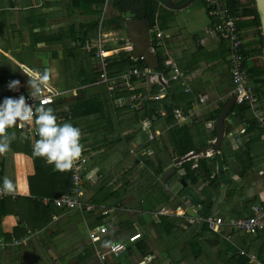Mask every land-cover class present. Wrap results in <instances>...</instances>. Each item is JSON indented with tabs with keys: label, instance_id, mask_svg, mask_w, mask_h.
<instances>
[{
	"label": "crops",
	"instance_id": "crops-1",
	"mask_svg": "<svg viewBox=\"0 0 264 264\" xmlns=\"http://www.w3.org/2000/svg\"><path fill=\"white\" fill-rule=\"evenodd\" d=\"M155 1V26H148L152 44L155 30L163 34L158 41L168 71L148 66L147 75L131 77L137 84L131 91L118 78L132 69L112 74L109 58L121 53L134 58L126 23L139 21L133 20L135 9L125 14L123 28H104L102 61L94 46L98 27L96 33L90 27L98 26L105 2L91 6L87 0H0V103L30 93L25 73L52 69L46 90L53 102L46 106L53 108L59 124L68 122L81 130L82 156L88 159L81 172V207L58 208L46 199H59L73 186L70 170L56 171L32 155L39 139L35 123L9 130L15 136L10 151L0 155V187L8 177L14 197L9 207L0 208L5 215L0 235L11 238L0 240V264H228L232 255L246 251L251 238L264 236L228 225L215 232L203 222L209 216L245 218L252 206L264 205V168L254 174V167L264 163L263 131L257 123H232L238 105L216 146L218 120L235 96L229 43L216 33V21L203 0H170L177 9ZM121 17L109 0L105 19ZM239 21L249 83L264 111L261 26L255 16ZM103 62L110 87L101 82ZM171 64L182 73L177 81ZM13 80L20 81L18 90H9ZM119 88H127L129 96ZM165 104L182 110L188 119L180 121L174 113L169 117ZM176 146L190 148V153L180 158ZM183 164L200 167L197 182L193 176L185 180ZM172 168L175 172L165 175ZM190 190L202 199L201 207L186 198ZM104 226L106 234L93 242L90 234H99ZM135 234L140 239L130 243ZM217 241L225 243L221 249ZM115 243L127 244V250L109 254ZM228 244L237 251L227 258ZM257 251L250 254L264 263V243ZM102 254H108L104 262Z\"/></svg>",
	"mask_w": 264,
	"mask_h": 264
},
{
	"label": "built area",
	"instance_id": "built-area-1",
	"mask_svg": "<svg viewBox=\"0 0 264 264\" xmlns=\"http://www.w3.org/2000/svg\"><path fill=\"white\" fill-rule=\"evenodd\" d=\"M203 2L207 5L209 9H211V14L214 17L216 24L215 30L218 36L229 43L230 47V75L234 85V93L236 97V105H247L250 108V112L253 114L254 119L257 125L263 131V140H264V111L260 107V99L257 95L254 87L249 83L248 73L245 67V55H244V39L237 24L238 19L233 15L231 9L226 5L225 0H203ZM109 5V0H106L104 4V8L102 11V15L100 17L98 23V31L97 37L94 41V46L98 51L96 57L104 61L106 58V50L104 48L106 35L104 33V20L107 7ZM155 35L157 40H161L163 38V34L157 29L155 30ZM88 50L92 49L90 44L86 45ZM152 51H155L152 47ZM141 61H145L144 58H140ZM106 64L103 62V73L101 75V82L107 84L109 87L111 86V79L108 77L106 69ZM171 71L173 72V80L177 81L182 77V73L180 70L173 64H171ZM149 68L139 69L133 68L131 71L126 74L120 76L118 81L122 84L126 85L128 89L131 91H135L137 89L136 83L132 81V76L143 77L147 75L149 72ZM112 89V88H111ZM52 93L45 91L44 95L40 98H31L29 93L24 96L26 102L30 105L35 106L36 103H41L48 105L53 102ZM161 96L155 97V100H160ZM136 97L133 96V100ZM174 114L177 119L180 121H186L188 119V115L184 113L180 109H175ZM22 127V126H20ZM34 134L37 135L36 129ZM38 136V135H37ZM153 136H151L152 138ZM88 159L83 157L81 160L77 161L73 168L70 170L73 178V186L69 188L64 195L54 200V204L58 208H66L69 210H74L76 208L81 207L80 197L83 195L82 185H83V174L81 176V172L83 171L84 165L87 163ZM2 190V187H0ZM11 194L5 195L2 191H0V199L10 196ZM48 200V199H47ZM49 201V200H48ZM252 214L245 218L239 219H228L225 221L222 217L217 216H209L205 217L203 222H205L212 231L219 232L221 231L224 225H228L229 228L235 229L239 232H244L249 235H258L264 233V205H254L251 208ZM172 213V212H169ZM105 215L107 212L104 213ZM107 227H102L100 229V233H91L90 239L93 242H99L100 236L106 234ZM141 237L140 234H135L130 237L129 242L133 243L139 240ZM127 250V244L124 243H115L110 246L109 254L114 256H118L121 253ZM244 257L249 260V264H264L257 260V258L246 251L239 250L237 253V258ZM108 259V254H102L100 256L101 261H106Z\"/></svg>",
	"mask_w": 264,
	"mask_h": 264
},
{
	"label": "clouds",
	"instance_id": "clouds-1",
	"mask_svg": "<svg viewBox=\"0 0 264 264\" xmlns=\"http://www.w3.org/2000/svg\"><path fill=\"white\" fill-rule=\"evenodd\" d=\"M29 77L28 86L31 98H40L44 95L48 82L52 78L53 70L46 68L43 72L34 75L25 73ZM19 80L10 81L9 90H18ZM35 123L39 137L33 145L32 155L43 158L54 170L65 172L71 170L74 164L81 160L85 150L81 143V130L71 123L59 124L53 108L41 103L33 106L26 102L23 95L18 98L7 97L0 103V155L10 151L11 141L15 136L9 132L18 124L28 126ZM3 194L14 192L13 181L3 178Z\"/></svg>",
	"mask_w": 264,
	"mask_h": 264
},
{
	"label": "trees",
	"instance_id": "trees-1",
	"mask_svg": "<svg viewBox=\"0 0 264 264\" xmlns=\"http://www.w3.org/2000/svg\"><path fill=\"white\" fill-rule=\"evenodd\" d=\"M88 3H90L91 6H93V4H97V6H99L102 2H106V0H87ZM114 4L116 5V8L124 15V17L122 18H106L104 20V26L107 30H119L121 28H123V26L125 25L126 22V17L125 14H127L130 10H134L135 9V13H134V19L133 20H145L147 21L148 25L150 26V28H153L155 26V18H156V13H157V4L155 0H113ZM228 7L231 9L232 13L234 16L237 17L238 19V26L239 29L241 31V21H239V17L242 16H255L256 17V23L257 26H261L260 25V19L259 16L257 14V10L255 7V2L254 0H252L251 2H243L242 0H226ZM210 13H211V9ZM97 24H94L93 27H90V30L94 31L96 33L97 30ZM160 46L161 43L158 40L154 41L153 44V48L156 52V55L158 56L159 60H160V67L158 69L159 72H164L167 73L168 69L166 67V59L165 57L162 56V53L160 52ZM110 60V69L109 71H113L114 73L112 74H121L123 72H125L128 69H133V68H139V69H144L147 68V62L146 61H141L139 60H135L132 55L130 53H121L120 55L116 56V57H111L109 58ZM120 91L123 92V95L128 97L130 92L128 91V89H124V88H119ZM138 91V90H137ZM136 91V92H137ZM139 94V92L137 93ZM132 95V93H131ZM140 100H138L137 102H139ZM149 103V102H148ZM165 107L167 108V114H169V117H172V114L174 113V106H170L169 104H165ZM159 108H156L154 110H152L153 113H156V111H158ZM232 123H247L248 125H256V122L252 119V115L250 113V108L247 105H238L234 108L231 117H230ZM250 119V120H249ZM253 121V122H252ZM168 122V119H167ZM176 153L177 156L180 158H183L185 156H187L190 153V148H179L178 146H176ZM182 166H184L185 170H186V177L185 180L190 178V176L194 177V183L197 182L198 180V174L200 172L198 167L197 169H192L191 164H183ZM14 195L11 194L10 196L4 197L0 200V208L1 207H9L10 206V202L11 200H13ZM49 198L48 200H50V203H54L55 197H47ZM43 198H40V201ZM47 200V199H46ZM9 201V203H8ZM39 201V200H38ZM43 201V200H42ZM49 203V204H50ZM51 205V204H50ZM4 214L0 213V222L3 220L4 218ZM16 234V231H15ZM260 235V234H258ZM257 235V236H258ZM5 238L6 241H10L11 238H7L6 236L0 235V240ZM251 244L249 246H246V251L248 253H252L253 251H258L257 252H261V247L264 243V236H258V238L255 239V237L251 238ZM258 240V241H257ZM5 241V240H4ZM219 242V243H218ZM218 244H220V249H221V245H224V242L221 241H217ZM216 243V244H217ZM260 245V246H259ZM237 250L234 247H231V245H227L226 248V256L228 254H233L234 252H236ZM254 253V252H253ZM223 255V253H221ZM258 255V254H257ZM225 262V261H224ZM228 264H249V260H247L244 257H240L237 258L235 257V254L231 256L230 260H228L227 262Z\"/></svg>",
	"mask_w": 264,
	"mask_h": 264
},
{
	"label": "water",
	"instance_id": "water-1",
	"mask_svg": "<svg viewBox=\"0 0 264 264\" xmlns=\"http://www.w3.org/2000/svg\"><path fill=\"white\" fill-rule=\"evenodd\" d=\"M169 7L171 8H178L179 6H176L173 4L170 0H163ZM194 1V0H192ZM255 7L257 10V14L260 19L261 24V30L264 37V0H254ZM132 44H133V55L135 59L144 58L147 62L148 66L152 70H157L160 67V60L156 56V54L152 51V39H151V33L149 26L146 21H129L126 23ZM236 104V97L234 96L229 103L226 105L222 115L220 116L218 123H217V131H218V141L216 146L218 147L224 138L225 134V121L232 111L233 107ZM177 164L180 163V161H176ZM171 172H175V169L172 168L168 170V172L165 175H170ZM186 198L195 206V207H201L203 205L202 199L193 191L190 190ZM201 211L203 209L201 208Z\"/></svg>",
	"mask_w": 264,
	"mask_h": 264
},
{
	"label": "rangeland",
	"instance_id": "rangeland-1",
	"mask_svg": "<svg viewBox=\"0 0 264 264\" xmlns=\"http://www.w3.org/2000/svg\"><path fill=\"white\" fill-rule=\"evenodd\" d=\"M261 168H264V163H261L259 166L254 167V169H255V170H254V174L257 175L259 169H261ZM236 193H238V190H236ZM214 212H216V211L214 210ZM227 258H228V255H227Z\"/></svg>",
	"mask_w": 264,
	"mask_h": 264
}]
</instances>
